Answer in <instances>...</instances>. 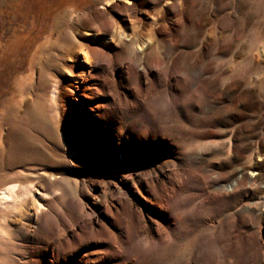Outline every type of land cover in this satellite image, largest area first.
I'll list each match as a JSON object with an SVG mask.
<instances>
[{"label":"rangeland","instance_id":"rangeland-1","mask_svg":"<svg viewBox=\"0 0 264 264\" xmlns=\"http://www.w3.org/2000/svg\"><path fill=\"white\" fill-rule=\"evenodd\" d=\"M8 186L0 264H264V0H0Z\"/></svg>","mask_w":264,"mask_h":264},{"label":"bare ground","instance_id":"bare-ground-1","mask_svg":"<svg viewBox=\"0 0 264 264\" xmlns=\"http://www.w3.org/2000/svg\"><path fill=\"white\" fill-rule=\"evenodd\" d=\"M252 178H253V175H252ZM15 197H17V191L14 187L8 186L6 188H3L0 191V203H4Z\"/></svg>","mask_w":264,"mask_h":264}]
</instances>
